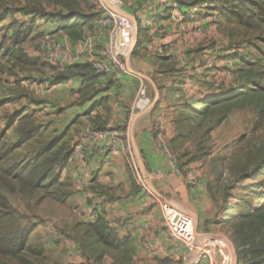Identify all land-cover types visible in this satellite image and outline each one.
<instances>
[{
    "label": "crops",
    "instance_id": "crops-1",
    "mask_svg": "<svg viewBox=\"0 0 264 264\" xmlns=\"http://www.w3.org/2000/svg\"><path fill=\"white\" fill-rule=\"evenodd\" d=\"M92 3L95 17L83 27L80 40H72L53 23L36 21L42 36L51 34L61 43L75 46L79 56L75 64L52 65L32 43H2L0 34V122L12 124L6 131L31 115L36 125L52 126L57 134L68 129L72 151L86 130L105 134L86 150L83 168L72 156L70 166L60 172L61 181L71 185L67 214L61 216L55 207L53 215L37 219L34 232L45 249L48 244L59 249L54 256L70 257L66 264H125L87 234L97 217L120 239L130 238L133 257L128 264H246L236 255L230 238L229 212L219 209L236 186L227 187L226 175L209 165L217 163L213 158L216 130L232 114L250 110L232 112L206 136L207 125L197 129L192 121L178 120L181 114L189 115L188 105L198 100L239 90L242 59L254 63L253 56L245 44L230 41L219 27L216 13L195 0H123L116 19L123 37L134 46L125 59L124 73L98 75L93 61L99 58L106 38H95L94 28L109 13L101 0ZM27 19L8 14L2 25ZM11 35L8 32L7 39ZM19 53L37 60V71L28 74L22 70L21 76L15 64ZM77 66H89L91 73L79 71ZM67 73L65 81L54 83ZM91 78H96L95 84L84 91L83 82ZM156 126L169 139L179 163L196 170V185L172 174L166 159L153 151ZM202 145L205 154L198 151ZM228 207L231 212L233 205ZM170 212L181 213L195 224L192 246L187 236L170 228ZM60 230L70 242H53V238L61 239ZM204 248L210 255L197 261L196 254Z\"/></svg>",
    "mask_w": 264,
    "mask_h": 264
},
{
    "label": "trees",
    "instance_id": "trees-1",
    "mask_svg": "<svg viewBox=\"0 0 264 264\" xmlns=\"http://www.w3.org/2000/svg\"><path fill=\"white\" fill-rule=\"evenodd\" d=\"M195 2L205 5L208 12L216 13L219 27L231 42L245 44L250 55L256 51L260 52L259 47L264 46V0H195ZM48 6L51 9H47ZM92 10L94 5L91 0H0L2 43L9 41L17 46L24 43L39 44L43 36L38 31L37 20L53 23L72 40H80L83 27L95 17ZM8 14H17L28 19L21 22L12 21L8 26H3L2 21ZM8 32H12L9 39ZM16 60L27 67L34 68L39 65L37 60L26 58L21 53L17 55ZM242 61L239 90H231L224 95L198 100L188 105L187 109L191 114H181L178 122L192 121L197 124V129L207 125L203 131V136H206L236 110H250L263 115L264 88L260 87L259 82L262 74L254 63L246 58ZM75 68L79 71L84 70L86 74L91 73L89 66ZM64 75L70 74L59 75L54 83L65 81ZM87 79L83 82L84 91L88 85L96 82V78ZM7 129L0 132V182L16 183L22 192L35 196L38 194L36 205L39 207H35L36 213L33 215L35 219L53 215V210L44 209L46 206L69 209L71 185L69 181H61L60 175V172L68 168L72 162L73 151L70 148L69 130L57 134L52 126L36 125L31 115L22 117L17 125L18 140L21 144L28 143L40 147V151L24 163L15 162L5 167L2 163L13 151L3 148L2 141ZM198 147V151L205 154L204 146ZM258 173L254 174V179L260 176ZM261 198L264 199V196ZM45 204L47 205L44 206ZM228 215L230 238L236 247L238 258L246 264H264V202L246 213L233 216L230 212ZM87 234H90L93 243L103 248V251L115 254L125 264L132 261L133 247L130 238L120 239L115 230L102 218L97 217L96 223L89 226ZM46 252L43 241L34 232V228L28 232H20L15 212L6 197L0 194V256L11 257L21 264H28L27 260H23L27 259L25 256L42 259L46 257Z\"/></svg>",
    "mask_w": 264,
    "mask_h": 264
},
{
    "label": "rangeland",
    "instance_id": "rangeland-1",
    "mask_svg": "<svg viewBox=\"0 0 264 264\" xmlns=\"http://www.w3.org/2000/svg\"><path fill=\"white\" fill-rule=\"evenodd\" d=\"M92 1L93 0H91V2ZM48 7L46 8L51 9V7ZM31 47L37 49L38 52V43ZM259 50V53L256 51V53L252 54V60H254L258 71L262 74V78L259 79V82L260 87L264 88V46L259 47ZM15 64H17L16 68L18 69V73H20L21 76H24L22 74V70L29 74L37 71L36 69L39 68V65H37L35 69L32 67L26 68V66L20 65L16 60ZM9 109L12 110V108H5L4 110L8 111ZM3 124L4 123L1 121L0 132L9 126H3ZM254 127L255 130L253 131L252 129ZM215 133L216 146H214L217 148L214 149L215 157L213 158L217 161V163H213L211 161V165L209 166L215 170L217 169V171H222L226 175L225 180L227 187L236 186V189L228 192L227 196L224 198V201L220 204L221 207L219 209L220 211L225 210L228 213V206L233 205V208L231 209V214H233V216L246 213L249 211V209L257 207L261 204V202H264V199L261 198L264 196V114L262 115L260 112L259 114L258 112L251 113V111H242L234 115L232 114L225 125L219 127ZM4 134L5 136L2 141L3 148L7 150H13L6 161H3L2 163V165L5 167L6 165H11L15 162L24 163L30 158L36 156L38 154L37 152L40 151V147H36L28 143L21 144L17 138V128L12 129L11 127V130L4 132ZM231 173L234 174V176H231ZM255 173L260 174V176L256 179H254ZM0 194L6 197L11 205V208L15 212L16 218H18L20 232H28L31 228L33 230V228L36 226L35 222L37 221L33 215L36 213L35 207L37 206L36 200L38 194L36 196L35 194H27V192H22L16 183L4 184L2 182H0ZM46 205L47 204L44 206ZM44 209L55 211V207L50 206H46ZM68 210L69 209L67 208H59L57 213L61 214V216H65ZM52 219L55 218L53 217ZM53 224H55V221H53ZM228 228L230 232V225ZM62 232L63 231L61 230L59 231V236L61 239H58V237L53 238V242L60 243V240H70L67 239L62 234ZM54 234L56 236L58 233ZM49 236L53 237L50 234ZM64 243L65 242H63V246ZM48 246H50L46 247V249L49 250L48 256L46 255V257H43L42 259H36L32 256L29 257V255L25 256L27 259L23 260H27L28 264H66L68 260H71L70 257L67 258L68 260H65V258L61 257L59 253L54 256L53 253H56L59 249L52 248L50 244H48ZM234 248L236 251L235 246ZM63 251H65L67 254L70 253L69 250L66 249ZM22 256L23 255L21 254L20 258H22ZM0 264L21 263L18 262L17 259L15 260L11 257L0 256Z\"/></svg>",
    "mask_w": 264,
    "mask_h": 264
},
{
    "label": "built area",
    "instance_id": "built-area-1",
    "mask_svg": "<svg viewBox=\"0 0 264 264\" xmlns=\"http://www.w3.org/2000/svg\"><path fill=\"white\" fill-rule=\"evenodd\" d=\"M109 15L97 20L94 28V37L101 40L106 38L103 49L97 60L93 61V68L98 75L116 77L125 71V59L131 53L134 44L122 35V26L116 19L123 5V0H101ZM38 53L41 58L52 65L75 64L79 60L76 48L73 45L63 44L53 35L44 36L38 44ZM109 136L111 132H108ZM154 148L156 154L163 156L172 174L183 178L189 185L197 184V172L191 166H181L177 156L172 151L169 139L159 126L153 128ZM105 134L94 130H86L79 137L73 148V156L79 167L85 165L86 150L95 146ZM78 189V186L76 185ZM170 228L175 234L187 236L189 246L196 235L195 224L186 216L177 212L167 214ZM210 255L204 248L196 254L197 261Z\"/></svg>",
    "mask_w": 264,
    "mask_h": 264
}]
</instances>
